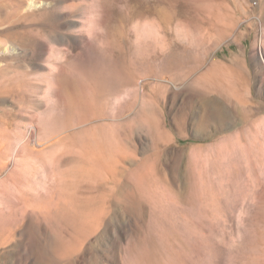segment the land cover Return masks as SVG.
Segmentation results:
<instances>
[{
  "label": "rangeland",
  "instance_id": "1",
  "mask_svg": "<svg viewBox=\"0 0 264 264\" xmlns=\"http://www.w3.org/2000/svg\"><path fill=\"white\" fill-rule=\"evenodd\" d=\"M0 56V264H264V0H0Z\"/></svg>",
  "mask_w": 264,
  "mask_h": 264
},
{
  "label": "bare ground",
  "instance_id": "2",
  "mask_svg": "<svg viewBox=\"0 0 264 264\" xmlns=\"http://www.w3.org/2000/svg\"><path fill=\"white\" fill-rule=\"evenodd\" d=\"M4 56V55H3ZM1 57V56H0ZM6 57V56H5ZM1 58H3V57H1ZM1 61L3 60V59H0Z\"/></svg>",
  "mask_w": 264,
  "mask_h": 264
}]
</instances>
